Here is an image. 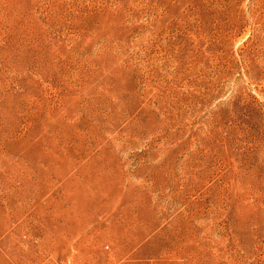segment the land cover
<instances>
[{"label":"rangeland","instance_id":"obj_1","mask_svg":"<svg viewBox=\"0 0 264 264\" xmlns=\"http://www.w3.org/2000/svg\"><path fill=\"white\" fill-rule=\"evenodd\" d=\"M0 264H264V0H0Z\"/></svg>","mask_w":264,"mask_h":264}]
</instances>
